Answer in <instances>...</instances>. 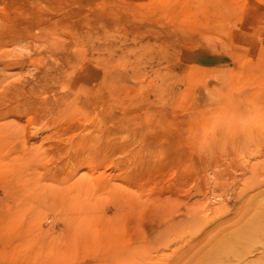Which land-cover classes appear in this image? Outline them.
<instances>
[{"label":"rangeland","instance_id":"374dc122","mask_svg":"<svg viewBox=\"0 0 264 264\" xmlns=\"http://www.w3.org/2000/svg\"><path fill=\"white\" fill-rule=\"evenodd\" d=\"M0 264H264V0H0Z\"/></svg>","mask_w":264,"mask_h":264}]
</instances>
